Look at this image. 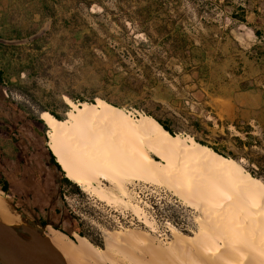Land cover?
I'll return each instance as SVG.
<instances>
[{
    "label": "rangeland",
    "instance_id": "1",
    "mask_svg": "<svg viewBox=\"0 0 264 264\" xmlns=\"http://www.w3.org/2000/svg\"><path fill=\"white\" fill-rule=\"evenodd\" d=\"M238 5L245 7L246 21L231 16ZM0 67L12 83H0V177L10 184L8 192H0V259L17 263L13 248L25 244L17 236L34 238L43 261L61 258L42 240L54 228L77 241L80 234L64 231L70 229L72 213L82 217L88 234L82 237L106 253L112 254L111 235L128 236L123 243L132 254L169 259L171 243L183 240L179 244L190 247L201 239L207 214L164 183L134 178L124 188L109 179L95 182L107 189L112 202L80 186L97 199V210L90 211L81 194L66 195L67 202L55 200L47 186L54 176L40 137L44 124L31 114L41 117L44 106L63 113L60 101L73 112L81 101L72 94L94 101L105 97L134 112L135 119L147 112L184 114L213 120L209 128L221 132L226 121L234 131L233 121L240 119L259 134L257 124L264 123V0H0ZM49 115H43L44 121ZM109 118L116 135L131 132L123 119ZM46 137L49 145L48 130ZM176 203L180 207L171 210L169 204ZM5 207L22 220L7 219ZM44 212L51 222L46 227L36 222ZM120 253L118 260L130 264Z\"/></svg>",
    "mask_w": 264,
    "mask_h": 264
},
{
    "label": "bare ground",
    "instance_id": "2",
    "mask_svg": "<svg viewBox=\"0 0 264 264\" xmlns=\"http://www.w3.org/2000/svg\"><path fill=\"white\" fill-rule=\"evenodd\" d=\"M69 115L68 121L54 115L46 118L50 147L69 178L108 202L115 199L104 186L95 184L101 178L122 188L132 178L164 183L207 214V231L200 240H193V246L179 244L183 240L171 243L169 259L156 252L154 256L161 258L149 260L125 246L123 241L132 237L111 235L109 254L85 237L78 235L74 241L53 228L42 241L53 245L61 258L47 256L44 263L122 264L117 257L121 252L130 264H264V183L245 168L192 137L173 136L153 117L140 114L135 119L131 110L106 101L74 104ZM110 116L136 130L116 135ZM145 143L161 161L150 155ZM3 212L7 219L22 220L11 208ZM18 237L24 247L39 254L34 238ZM0 264L7 263L1 258Z\"/></svg>",
    "mask_w": 264,
    "mask_h": 264
},
{
    "label": "trees",
    "instance_id": "3",
    "mask_svg": "<svg viewBox=\"0 0 264 264\" xmlns=\"http://www.w3.org/2000/svg\"><path fill=\"white\" fill-rule=\"evenodd\" d=\"M231 16L240 21H246V9L245 7L238 5L234 7V10L231 12ZM0 83L12 84L10 82V77L6 74L5 70L0 67ZM70 98L74 101L80 100L81 102H89L91 104H97L98 100H105L119 108H122L120 104L112 102L111 100L102 97L97 98L94 101L93 97L90 99H84L82 97H75L72 94H69ZM60 107L62 108L63 113H59L57 110L51 107H42L41 117L38 114H31V119L38 121L44 124V131L40 134V137L44 140V148L46 152L47 164L51 168L54 176V180L51 183L52 185H47L48 189L52 190V197L57 200L58 198L62 199L64 202L66 201V195L68 194H81L86 198V202L88 203V207L90 211H93V207L90 204V197L86 194L80 187L78 183L69 178L66 175V172L63 170L61 164L57 160V156L53 153L50 145L47 142L46 131L48 130V135L50 133V128L44 121L43 115L46 112H50L57 119L62 121H68L70 119L66 118L67 112H71V106L69 103L65 101H60ZM22 108V107H21ZM148 116L155 118L165 130H167L173 136H180V133H186L191 135L195 141L199 142L203 146L209 147L215 152L227 157L231 158L238 164H240L243 168H245L248 172L251 173L253 177H255L258 181L264 183V123L258 122V126L260 129L259 134L253 133L254 126L247 122H242L240 119L233 121V126L235 128L234 131L229 129L230 121H226V128L224 132L219 130L213 131L209 127H213L215 125L213 120H204L203 118L194 117V116H186L182 114L181 116L173 115L172 117H161L152 112H147ZM67 119V120H66ZM220 123V121H219ZM50 138V136H49ZM34 175H40V171L38 168L33 167ZM9 181L6 177H0V192L5 193L9 191ZM177 207H180L178 204ZM173 211H176V206H171ZM36 210V209H35ZM55 211L59 214H63V210L59 208H55ZM70 229L67 231L69 235L73 236V232H77L81 236H88L83 229L82 217L80 215H75L74 213L70 214ZM36 222L42 226L46 227L50 224V220L46 213H42ZM60 229V227H56Z\"/></svg>",
    "mask_w": 264,
    "mask_h": 264
},
{
    "label": "water",
    "instance_id": "4",
    "mask_svg": "<svg viewBox=\"0 0 264 264\" xmlns=\"http://www.w3.org/2000/svg\"><path fill=\"white\" fill-rule=\"evenodd\" d=\"M13 250L16 254L12 257L17 264H46L39 255L26 247H15Z\"/></svg>",
    "mask_w": 264,
    "mask_h": 264
},
{
    "label": "built area",
    "instance_id": "5",
    "mask_svg": "<svg viewBox=\"0 0 264 264\" xmlns=\"http://www.w3.org/2000/svg\"><path fill=\"white\" fill-rule=\"evenodd\" d=\"M89 197H90V204H91V206L93 207V210H97V209H99L100 208V206L97 204V199L95 198V197H92L91 195H89ZM171 206H178V203H176V204H174V205H172V204H169V208L171 209V210H173L172 208H171ZM174 213V212H173ZM173 213H171V216L173 215ZM173 218H174V216H173ZM173 225H175V226H177V224L173 221Z\"/></svg>",
    "mask_w": 264,
    "mask_h": 264
},
{
    "label": "crops",
    "instance_id": "6",
    "mask_svg": "<svg viewBox=\"0 0 264 264\" xmlns=\"http://www.w3.org/2000/svg\"><path fill=\"white\" fill-rule=\"evenodd\" d=\"M6 219V218H5Z\"/></svg>",
    "mask_w": 264,
    "mask_h": 264
}]
</instances>
